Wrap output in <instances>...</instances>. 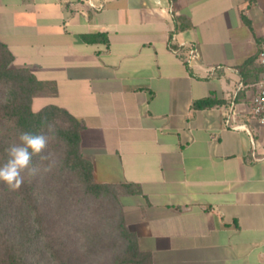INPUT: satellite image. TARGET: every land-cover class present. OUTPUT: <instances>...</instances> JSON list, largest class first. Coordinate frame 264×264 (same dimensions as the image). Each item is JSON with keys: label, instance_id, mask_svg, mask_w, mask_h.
<instances>
[{"label": "crops", "instance_id": "1", "mask_svg": "<svg viewBox=\"0 0 264 264\" xmlns=\"http://www.w3.org/2000/svg\"><path fill=\"white\" fill-rule=\"evenodd\" d=\"M0 42L48 86L34 112L81 121L95 180L139 187L120 201L153 264H264V0H0Z\"/></svg>", "mask_w": 264, "mask_h": 264}, {"label": "trees", "instance_id": "2", "mask_svg": "<svg viewBox=\"0 0 264 264\" xmlns=\"http://www.w3.org/2000/svg\"><path fill=\"white\" fill-rule=\"evenodd\" d=\"M176 22L177 30L189 26L182 18ZM99 36L85 39L94 42ZM13 61V54L0 42V164L7 160L5 149L18 142L19 131L40 132L45 119L56 124L57 138L50 140L48 150L57 164L36 179L25 174L18 191L0 182V264H87L91 255L100 258L96 264H153L152 255L140 250L137 236L126 225L118 200L140 193L139 187L97 182L93 165L81 149V121L55 105L34 112V97L48 86L27 68H14ZM217 103L204 98L195 108ZM60 195L69 200L66 209L58 208L63 224L58 222V212L54 221L47 207L48 198ZM72 226L78 234L86 232L90 249L73 246L65 238Z\"/></svg>", "mask_w": 264, "mask_h": 264}, {"label": "clouds", "instance_id": "3", "mask_svg": "<svg viewBox=\"0 0 264 264\" xmlns=\"http://www.w3.org/2000/svg\"><path fill=\"white\" fill-rule=\"evenodd\" d=\"M56 138V124L46 119L40 132L19 131L18 142L11 143L5 149L7 160L0 164V182L10 191H18L25 182V174L36 179L41 174L51 172L57 161L48 146L50 140Z\"/></svg>", "mask_w": 264, "mask_h": 264}, {"label": "rangeland", "instance_id": "4", "mask_svg": "<svg viewBox=\"0 0 264 264\" xmlns=\"http://www.w3.org/2000/svg\"><path fill=\"white\" fill-rule=\"evenodd\" d=\"M36 108H37V105L35 104L33 106V110L35 111ZM120 197L121 196H119L118 200H119V203L122 207ZM48 199H49L48 200L49 204L47 203V207H49V210H50L49 212H50V214H52V217H53L52 219L55 221L56 212H58V222L63 224L62 223V221H63L62 218H64L63 213L60 210L58 211V208L61 207L62 209L63 208L66 209V207L68 205V201H69L67 199V196L60 195L59 197L57 196V197L48 198ZM122 210H123V208H122ZM86 235H87L86 232L82 233V234H78V232H76L74 230L73 226L71 227V229L69 230L68 233H66V232L64 233L65 238H67L69 240V242L73 244V246H77L79 244L81 247H83L85 249H90L92 244L90 243V241L88 240ZM103 260H106V257H104ZM100 261L101 260L99 257H97L95 255H91L88 259L87 264H96L97 262L100 263Z\"/></svg>", "mask_w": 264, "mask_h": 264}, {"label": "built area", "instance_id": "5", "mask_svg": "<svg viewBox=\"0 0 264 264\" xmlns=\"http://www.w3.org/2000/svg\"><path fill=\"white\" fill-rule=\"evenodd\" d=\"M193 55V50L190 51ZM257 63L262 67V78L258 83V91L256 98L251 106V116L259 126H264V42L257 54Z\"/></svg>", "mask_w": 264, "mask_h": 264}]
</instances>
